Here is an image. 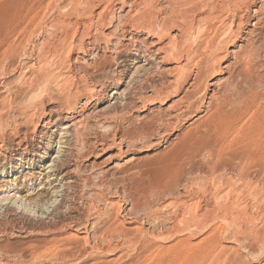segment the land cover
<instances>
[{"label": "rangeland", "instance_id": "rangeland-1", "mask_svg": "<svg viewBox=\"0 0 264 264\" xmlns=\"http://www.w3.org/2000/svg\"><path fill=\"white\" fill-rule=\"evenodd\" d=\"M4 197L0 264H264V0H0Z\"/></svg>", "mask_w": 264, "mask_h": 264}, {"label": "bare ground", "instance_id": "bare-ground-1", "mask_svg": "<svg viewBox=\"0 0 264 264\" xmlns=\"http://www.w3.org/2000/svg\"><path fill=\"white\" fill-rule=\"evenodd\" d=\"M78 119H79V117L78 116H71V117H65V121H66V126H65V130H70L72 127H73V125H74V123L75 122H77L78 123ZM50 120V119H49ZM14 199V198H13ZM12 199V200H13ZM8 200V198H6V197H4L2 200H0V203L1 202H4V201H7ZM14 203L15 204H20L21 203V201H18V200H15L14 201ZM23 205V204H22ZM26 209V208H25Z\"/></svg>", "mask_w": 264, "mask_h": 264}]
</instances>
